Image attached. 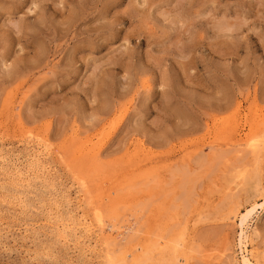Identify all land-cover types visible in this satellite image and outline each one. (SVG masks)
I'll list each match as a JSON object with an SVG mask.
<instances>
[{
    "label": "rangeland",
    "instance_id": "obj_1",
    "mask_svg": "<svg viewBox=\"0 0 264 264\" xmlns=\"http://www.w3.org/2000/svg\"><path fill=\"white\" fill-rule=\"evenodd\" d=\"M242 253L264 264V0H0V264Z\"/></svg>",
    "mask_w": 264,
    "mask_h": 264
},
{
    "label": "bare ground",
    "instance_id": "obj_2",
    "mask_svg": "<svg viewBox=\"0 0 264 264\" xmlns=\"http://www.w3.org/2000/svg\"><path fill=\"white\" fill-rule=\"evenodd\" d=\"M38 142V141H37ZM40 142V141H39ZM37 144V143H36ZM251 147H252V150H256L257 148H258V145H260L259 144V141L258 142H255V141H253V143H250L249 144ZM48 147V146H47ZM32 148V147H31ZM38 149V148H37ZM41 149V148H40ZM32 150V149H31ZM42 150V149H41ZM36 151V150H35ZM34 151V152H35ZM258 151V150H257ZM37 152V151H36ZM256 152V151H255ZM44 153V152H43ZM36 155V154H35ZM26 156V155H25ZM28 156V155H27ZM42 156V155H41ZM26 160V159H25ZM27 161V160H26ZM25 161V162H26ZM31 161H33V159L31 160ZM35 161V160H34ZM38 161V160H37ZM50 162H51V160H50ZM27 163V162H26ZM34 163H36V162H34ZM17 164H18V162H17ZM22 164V163H21ZM24 164V163H23ZM14 165V164H13ZM48 167V166H47ZM16 170V169H15ZM43 170V169H42ZM46 170V169H45ZM19 171V170H18ZM21 171V170H20ZM20 173V172H19ZM30 175V174H29ZM33 176V175H32ZM29 177V176H28ZM36 178V177H35ZM32 179V178H31ZM42 179V178H41ZM59 183V182H58ZM59 186V185H58ZM63 186V185H62ZM56 187H57V185H56ZM59 188V187H58ZM64 188V187H63ZM53 190V189H52ZM63 190V189H62ZM79 190H80V188H79ZM70 191V190H69ZM81 191V190H80ZM81 192H83V191H81ZM80 192V193H81ZM87 193V192H86ZM53 194V193H52ZM68 195H69V193H67ZM82 196H83V194H82ZM84 197V196H83ZM70 198V197H69ZM85 201V200H84ZM87 202V201H86ZM85 202V203H86ZM73 203V202H72ZM75 204V203H74ZM88 204V203H87ZM81 205V204H80ZM255 207L256 206H254V205H251V207L250 208H248V209H246L245 211H244V213H242L241 215H240V226H241V234H242V232H243V226H245L246 225V223H247V220H248V218L250 217V215L253 213V210L255 209ZM59 210V209H58ZM73 210V209H72ZM78 211V210H77ZM77 211H76V213H77ZM78 214V213H77ZM88 214V213H87ZM92 214V213H91ZM95 214V213H94ZM75 215V214H74ZM96 215V214H95ZM92 216V215H91ZM78 217V216H77ZM94 217H96V219L98 220V222H97V224H98V226H99V220L100 219H98V217L97 216H94ZM252 218V217H251ZM72 219V218H71ZM81 219V218H80ZM95 219V220H96ZM68 221V220H67ZM85 224V223H84ZM87 226V225H86ZM110 226V225H109ZM96 227V226H95ZM102 226H100V227H98V228H101ZM107 227V226H106ZM112 227V226H111ZM104 229V228H103ZM246 229V228H245ZM98 230V229H97ZM108 230H111V229H109L108 228ZM103 231V230H102ZM101 231V232H102ZM112 231V230H111ZM115 231V230H114ZM110 232V231H109ZM105 233V232H104ZM103 233V234H104ZM99 234H100V232H99ZM99 234H97L98 236H99ZM108 234V233H107ZM111 235V234H110ZM101 236V235H100ZM243 236V235H242ZM99 238V237H98ZM104 238V237H103ZM161 239H162V237H161ZM184 241V240H183ZM183 241L181 242V244L183 243ZM153 242V241H152ZM109 243V242H108ZM113 243V242H112ZM117 243V242H116ZM98 244V243H97ZM99 245V244H98ZM106 245V244H105ZM156 245L157 246H159V245H163L162 247H164V242L163 243H161V242H159V241H157L156 242ZM183 245V244H182ZM96 246V245H95ZM104 246V245H103ZM155 246V245H154ZM106 247V246H105ZM183 247V246H182ZM103 248V247H102ZM171 249V251H175V245H172L171 247H170ZM90 250V249H89ZM245 250V249H244ZM110 251H112V250H110ZM133 253V252H132ZM182 253V252H181ZM244 253H245V251H244ZM107 255H108V253H107ZM107 255H105V256H107ZM109 256V255H108ZM111 256V255H110ZM128 256V255H127ZM177 256V255H176ZM181 256V255H180ZM114 257V256H113ZM112 257V258H113ZM178 257V256H177ZM105 258H107V257H105ZM109 260V263H111V264H118L119 263V260H121V258H119V260L118 259H116V260H111V257H109L108 258ZM182 259V258H181ZM129 260V259H128ZM177 260V259H176ZM179 260V259H178ZM183 260V259H182ZM260 260V259H259ZM118 262V263H117ZM125 262H126V260H125ZM133 262V261H132ZM181 262V261H180ZM259 263V262H258ZM257 263V260L255 259V258H250L249 256H247V254H243L242 253V255H241V264H258Z\"/></svg>",
    "mask_w": 264,
    "mask_h": 264
}]
</instances>
